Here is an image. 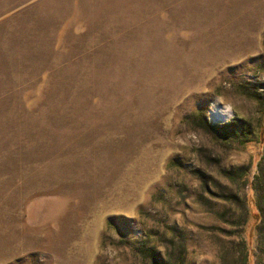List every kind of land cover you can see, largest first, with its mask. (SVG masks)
I'll return each mask as SVG.
<instances>
[{"label":"rangeland","instance_id":"obj_1","mask_svg":"<svg viewBox=\"0 0 264 264\" xmlns=\"http://www.w3.org/2000/svg\"><path fill=\"white\" fill-rule=\"evenodd\" d=\"M262 153L264 0H0V264H264Z\"/></svg>","mask_w":264,"mask_h":264},{"label":"trees","instance_id":"obj_2","mask_svg":"<svg viewBox=\"0 0 264 264\" xmlns=\"http://www.w3.org/2000/svg\"><path fill=\"white\" fill-rule=\"evenodd\" d=\"M259 135H260V133L257 135V140L259 141ZM246 142H249V141H246V140H244V143H246ZM264 158V156H263V153L260 155V158H259V160L256 162V164H255V173H254V175H253V177H252V179H251V181H247L246 179H243V182L245 183H247L248 182V184H249V188H250V190L253 192V196H252V204H253V207H254V209H255V213L252 215L253 217H252V221H253V226H252V232H253V230H255V228H256V226L259 224V222H260V215H259V212H261V205H260V194L259 193H257V192H255V190H254V181L256 182V183H258L261 179H262V173H261V170H260V165H261V161H262V159ZM243 209H244V214H245V212L246 213H248V215H249V211H248V208H247V206H246V204H244L243 205ZM245 218V217H244ZM245 221H246V219H244ZM244 221V225H245V222ZM247 247H248V245L246 244V249L243 251V255H244V257H245V259H246V262H249V250H247ZM152 257V256H151Z\"/></svg>","mask_w":264,"mask_h":264}]
</instances>
